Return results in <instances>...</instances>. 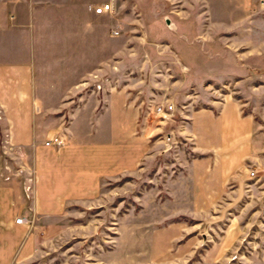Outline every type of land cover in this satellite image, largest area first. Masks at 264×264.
<instances>
[{
  "label": "rangeland",
  "instance_id": "1",
  "mask_svg": "<svg viewBox=\"0 0 264 264\" xmlns=\"http://www.w3.org/2000/svg\"><path fill=\"white\" fill-rule=\"evenodd\" d=\"M135 1L126 0L128 6ZM140 2L145 42H138L144 28L132 15L124 24L131 40L119 37L116 47L147 50V56L124 64L120 84H129L142 101L144 119L150 99L172 102L173 119L147 117L148 151L132 169L103 180L90 200L28 213L19 227L27 256L18 264H264V176L250 179L235 170L223 186L210 187L211 201H191V188L198 198L203 187L191 181V142L177 132L188 126L191 111H216L229 96L248 102L242 112L252 113L264 131L258 0ZM226 2L248 22L221 18L219 5ZM3 156L18 170L11 154ZM20 216L14 214V221Z\"/></svg>",
  "mask_w": 264,
  "mask_h": 264
},
{
  "label": "crops",
  "instance_id": "2",
  "mask_svg": "<svg viewBox=\"0 0 264 264\" xmlns=\"http://www.w3.org/2000/svg\"><path fill=\"white\" fill-rule=\"evenodd\" d=\"M104 2L113 3V13L89 9ZM219 7L221 18L248 22L236 5ZM132 15L144 28L142 44L147 19L140 0L132 6L126 0H0V264L27 256L14 214L28 219V213H52V203L90 200L103 180L132 169L148 151L142 101L120 84L124 64L147 56V50L116 47ZM110 82L115 88L108 89ZM98 83L105 90L91 91ZM247 104L229 96L216 111H191L188 126L178 129L196 155L191 181L203 187L198 198L191 188V201H211L210 187L223 186L235 170L248 176L250 167L264 166V131L252 113L242 112ZM3 154L12 155L16 172L4 168Z\"/></svg>",
  "mask_w": 264,
  "mask_h": 264
},
{
  "label": "built area",
  "instance_id": "3",
  "mask_svg": "<svg viewBox=\"0 0 264 264\" xmlns=\"http://www.w3.org/2000/svg\"><path fill=\"white\" fill-rule=\"evenodd\" d=\"M257 8L260 10V13H262V15L264 16V0H258ZM89 9L93 10L96 14H110L114 12V6L112 2H104L96 7L89 6ZM113 34L117 35L118 32L114 31ZM114 84L115 82L114 83L110 82V84L107 85L108 89L115 88ZM93 89H95L96 91H104L105 86L102 85L101 83H98L92 86L91 91H93ZM35 111L38 112L39 107H37ZM174 111H175V105L172 102L163 103L161 101L156 102L155 100L150 99L147 101L145 117L147 118L150 115H153L156 117H160L161 119L165 121H168V120L173 119ZM0 115H1V111H0ZM47 144H49V142H47ZM55 144L59 146L62 144V141L56 140ZM4 150H6V148H4ZM4 168L6 170L9 169L8 163H5ZM260 175L264 176V166H261V167L254 166V167L249 168L248 176L250 179L258 178ZM0 176H2V172H0ZM26 180H27V183H31L32 177H28ZM15 223L17 225L22 226L27 223V219L23 216H20L15 220Z\"/></svg>",
  "mask_w": 264,
  "mask_h": 264
}]
</instances>
